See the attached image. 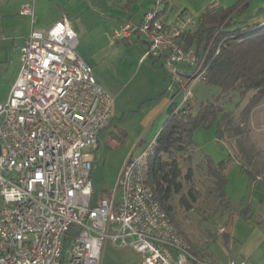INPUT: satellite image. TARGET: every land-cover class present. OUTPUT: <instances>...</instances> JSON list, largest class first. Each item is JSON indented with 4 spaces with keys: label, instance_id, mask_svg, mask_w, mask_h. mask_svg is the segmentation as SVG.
Returning a JSON list of instances; mask_svg holds the SVG:
<instances>
[{
    "label": "built area",
    "instance_id": "obj_1",
    "mask_svg": "<svg viewBox=\"0 0 264 264\" xmlns=\"http://www.w3.org/2000/svg\"><path fill=\"white\" fill-rule=\"evenodd\" d=\"M172 1L154 0L140 25L126 23L114 38L139 33L148 42L145 57L163 59L182 96L178 114L189 109L207 67L206 57L181 44L192 21L166 20ZM22 8L34 18L32 7ZM63 19L47 33L30 32L18 79L0 103V264H102L109 240L132 247L142 264H245L194 255L142 171L157 138L127 158L120 195L95 203L91 152L110 126L114 99L79 57L77 35Z\"/></svg>",
    "mask_w": 264,
    "mask_h": 264
},
{
    "label": "rangeland",
    "instance_id": "obj_2",
    "mask_svg": "<svg viewBox=\"0 0 264 264\" xmlns=\"http://www.w3.org/2000/svg\"><path fill=\"white\" fill-rule=\"evenodd\" d=\"M16 1L18 0H13ZM26 2L33 8L34 18L20 17L19 14L9 18L0 15V103L7 101L12 85L19 76L25 32L35 29L37 32L47 33L56 22L63 21V18L69 19L79 41L76 50L79 57L92 67L98 82L107 89L114 103L116 100L118 105L116 115L118 120L115 119V124L101 133V144L96 152L97 159L93 172L95 203L102 199H110L109 197L117 190L121 170L130 157L127 155L124 131L139 125L152 109V103L144 100L155 91L158 83L156 79L161 76L163 79L161 63L155 68L152 59L142 60L146 51L143 42H137L136 38H132L129 45L124 42L114 43V32L120 29L119 19L130 21V16L122 10L124 4L121 2L117 3L114 0H26ZM246 19L244 16L243 20ZM189 20L196 21L194 18V21L191 18ZM152 71L156 76L152 77ZM167 81L166 87L171 88L170 80ZM160 89L162 90L160 95L163 96L166 89L162 83ZM193 91V109L198 110L202 103L215 102L218 98L222 107L235 113V126L244 131L240 136L242 138L232 137L228 145L227 142L221 144L216 142L218 140L216 127L209 131L198 130L194 136L196 149L192 155L193 167L198 166L207 155L217 163L229 157L241 161L240 164L235 161L236 165H233L227 179L226 193L231 198L229 206L224 202L219 203L217 196L209 193L208 189L212 187L209 180L195 176L193 182L200 194L197 202L190 211L180 206L176 207L174 217L181 234L189 240L195 251L204 256L203 259L210 262H226V235L233 236L229 231H232L235 219L248 204L251 203L253 206L257 202L259 193L254 189L252 180L242 171L252 168L247 164L245 166V156L240 154L237 143L240 139L244 146L248 144L250 148V144L254 145L253 151L258 148L260 155L264 153V123L258 127L259 120L253 124L251 119L248 121L241 119L239 114L248 100L243 101L236 93L224 95L221 94L220 88L202 82ZM259 106L253 112L259 113ZM123 112L127 113L124 119H121ZM167 117L164 115L157 118L155 125L149 128L145 146L160 132ZM91 154L94 156L93 152ZM117 192L119 196L120 192L118 190ZM104 250L102 264H137L141 260L134 249H116L111 240L107 242Z\"/></svg>",
    "mask_w": 264,
    "mask_h": 264
},
{
    "label": "trees",
    "instance_id": "obj_3",
    "mask_svg": "<svg viewBox=\"0 0 264 264\" xmlns=\"http://www.w3.org/2000/svg\"><path fill=\"white\" fill-rule=\"evenodd\" d=\"M135 1L127 0L125 7H130ZM250 1L241 0L232 7H207L199 17L197 30L186 31L180 39L185 49L195 48L199 57H206L207 76L202 83L220 88L221 94L236 93L243 101L248 100L239 114L244 121L251 118L250 114L264 100V22L246 25L239 21ZM218 48L220 52L216 54ZM219 102L217 98L215 102L202 103L195 110L192 107L193 97L188 103L189 109L178 114L174 113L175 105L172 104L168 119L160 130L157 143L142 170L146 183L153 189L154 196L180 234L182 232L175 221L174 213L178 206L190 211L197 202L200 194L193 182L195 176L209 180L212 183L209 193L216 195L219 203L230 205L231 198L226 193L227 179L235 158L229 157L217 163L207 155L195 168L192 163V155L196 149L194 136L198 130L209 131L216 127L219 141L229 138L231 140L232 137L242 138L240 136L244 134V131L235 126V113L226 110ZM237 144L240 154L245 156V166L247 164L252 168L242 171L252 181L261 179L264 187V165H258V168L256 164H252L256 157L254 145L250 144L249 148L247 144L245 147L240 139ZM1 202L0 198V204ZM75 230L76 227H73L71 231ZM226 236L228 242L229 237ZM65 239L68 245L70 239ZM185 239L194 255L203 259L204 256L195 251L189 240Z\"/></svg>",
    "mask_w": 264,
    "mask_h": 264
},
{
    "label": "crops",
    "instance_id": "obj_4",
    "mask_svg": "<svg viewBox=\"0 0 264 264\" xmlns=\"http://www.w3.org/2000/svg\"><path fill=\"white\" fill-rule=\"evenodd\" d=\"M114 1H116L117 3L119 2L123 3L124 7H122V10L126 14H128V16H130L129 22L121 18L119 19V28H121L126 23H131L133 25H140L143 22L144 15H146L147 12H150V10H152L154 6V2H153L154 0H136L135 2H133V4L130 7H125V4H126L125 2L127 0H114ZM240 1L241 0H173L172 1L173 4L170 10L167 13H165L166 20L169 23L176 24L179 20L187 21L189 20V18H191L192 20L194 18L196 19V21L193 20L194 22H192L188 26V31L190 30L196 31L198 28L197 25H198L199 17L201 16V13L207 9V7L216 6V5L223 6V7H232V6L237 5ZM27 5L29 4L26 2V0H18L16 2H13V0H6V1L0 0V15H3L4 17H7V18L11 16L14 17L18 14L20 15V17L25 16V15H22V9H23L22 7L27 6ZM245 11H246L245 14L239 18L240 23L244 22V24L246 25H255V24L264 22V0H251L248 4L247 10ZM244 16L247 18L245 21L243 20ZM26 17H30V16H26ZM136 18L137 20H135ZM56 23L54 25H56ZM33 30L35 31V29H32L29 32H25L24 38L22 40L23 45L25 44L27 37L30 35V32H32ZM132 38H136L137 42L142 41L144 44L145 51L147 50L148 42L139 33H134L133 35H131V37L124 38V39H115L113 35V40H115L114 43H118V44L119 42H124L125 44L129 45ZM146 59L148 58H146L144 55L142 60H146ZM150 59L153 60V64H154L153 67L155 68H157L158 66L157 64L161 63L160 67L163 72V79H162V76L159 78L156 77L157 79L155 78L158 81L155 91H153V94L149 95L144 100V101L149 100V103H152V106H153L152 109L146 115V117L143 118L144 121L140 122L139 125L134 126L129 130L128 129L126 131L123 130L124 133H126L125 134V143H126L125 146H127L128 148L127 155L129 156L131 155L137 156L141 154L149 146V144H151L158 137L160 132L151 139V141L149 142V144H147V146L144 145V143L146 142V139H148L147 134H148V131L150 130L149 128L155 125V121L157 120V118L163 117L164 115L169 116V109L172 106V104L173 105L179 104L182 100V96L179 95L178 88L175 86H172L171 81H170L171 88L166 87V83L168 82L167 80H170V79H168L169 77L162 67L164 64L163 59L162 58L160 59L150 58ZM154 76L156 75L154 71H152V77ZM97 82H98V79H97ZM98 83L100 84V82ZM161 83H162V86L165 87L166 89L165 92L162 94L163 96L160 95V92H162V90L160 89ZM262 101L263 102L259 106V113L258 111H256L250 114L251 115L250 119L253 124L255 121L258 122L259 120L258 127H260L264 123V114H263L264 113V100ZM117 106L118 105L115 100V103L113 104V107H112L111 118L109 119L110 126L106 130L110 129L115 124V119H117L116 117H118L116 116L118 115ZM193 108H194V104H193ZM126 113L127 112H123V116L121 117V119H124ZM101 137H102V134L100 133L99 146L101 144ZM216 142L218 143L220 142V144L223 142H227V144L229 145L230 140L229 139H225L222 141L217 140ZM220 144L219 146L221 147ZM99 146H97L98 149H99ZM255 148H256V145H255ZM96 152H93L94 153L93 160L95 162L97 159ZM259 152H260V149L257 148L256 151L254 152L256 157L252 163V164H256L255 166H257L258 168L259 166L264 165V157H263L264 153H261V155H259ZM235 161L239 163L241 160L235 159ZM261 181L262 180L259 178H257V180L255 181H252L254 184V189L258 190L257 192H259L258 197L256 199L257 202L253 206L251 205V203L248 204V206L244 209L245 213L243 212L242 214L239 215V217L235 219L231 227L232 231L231 230L229 231V232H232L233 236L229 237L228 242L225 244V249L227 252V261L234 260L236 262H241V263L243 262L245 264H264V187L261 185ZM113 245L116 249H124V248L132 249V247H120L118 244H114V243ZM134 252L138 254L135 250ZM138 256L142 260L141 255L138 254ZM141 260H139L140 263L137 262V264H142Z\"/></svg>",
    "mask_w": 264,
    "mask_h": 264
}]
</instances>
